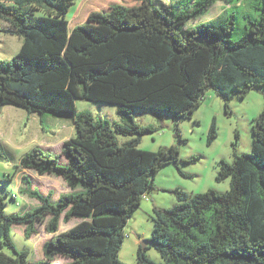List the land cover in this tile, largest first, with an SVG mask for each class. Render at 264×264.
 I'll return each instance as SVG.
<instances>
[{
    "label": "trees",
    "instance_id": "obj_1",
    "mask_svg": "<svg viewBox=\"0 0 264 264\" xmlns=\"http://www.w3.org/2000/svg\"><path fill=\"white\" fill-rule=\"evenodd\" d=\"M76 1L0 0V17L11 23L7 32L22 38L11 61L0 59V106L68 117L74 126L62 153L36 146L16 167L61 178L71 192L53 202L52 193L32 188L30 176L22 177L20 187L8 176L20 196L41 204L6 216L0 199V264H54L58 257L67 258L66 264H126L119 259L124 230L158 171L198 160H181L179 145L139 149V138L153 129L138 125L134 110L181 122L192 118L210 90L227 107L232 98L264 88V0H174L168 8L155 0H134L133 6L108 0L71 28L67 14ZM220 1L228 6L221 18L235 6L261 10L238 40L230 37L234 19L219 29L210 22L188 26ZM185 3L196 8L186 12ZM77 101L116 105L127 122L113 126L78 114ZM116 134L138 138L120 144ZM252 134V152L232 165L221 163L216 180L230 179L227 192L179 190L174 208H154L150 242L163 264H264V113L253 121ZM216 137L213 124L210 142ZM62 217L80 222L58 233ZM40 224L53 236L43 246L44 259L31 262L30 250L18 251L10 233L22 225L30 239ZM5 247L16 256L1 251ZM142 247L138 264H161Z\"/></svg>",
    "mask_w": 264,
    "mask_h": 264
},
{
    "label": "rangeland",
    "instance_id": "obj_2",
    "mask_svg": "<svg viewBox=\"0 0 264 264\" xmlns=\"http://www.w3.org/2000/svg\"><path fill=\"white\" fill-rule=\"evenodd\" d=\"M108 0H88L85 3V12L102 10L103 4ZM123 2V0H112ZM159 8L170 7L174 0H155ZM178 1V0H175ZM184 1V0H183ZM199 0H195L196 2ZM84 0H77L67 14L71 28L84 22L86 13L80 12ZM126 5L133 6L134 0H127ZM158 3H162L158 4ZM186 12H192L196 5L184 4ZM262 6V5H260ZM99 7L98 9H96ZM228 6L223 1L218 2L205 14L200 16L197 22H190L189 27L210 22L212 28L219 29L228 20H233L236 32L231 35L232 40H238L245 32L248 19L261 12V10H247L234 7L223 18ZM231 15H233L231 17ZM7 16V15H5ZM12 16H9L11 18ZM11 23L0 17V59L11 61L21 50L22 38L8 33ZM77 113L90 114L95 120L106 121L113 126L125 124L126 118L119 112V107L111 104L77 101ZM264 113V88L248 91L247 95L240 98H232L226 107L225 101L214 90L206 93L202 104L195 110L192 118H186L177 122L167 114L134 110L135 122L153 131L141 136L137 147L146 151H158L161 148H169L179 145L180 159L188 160L196 157V163H183L179 167L168 163L162 167L154 178V185L149 194L143 200L142 205L135 211L129 220L124 232L125 239L119 252V259L126 264H138V253L144 247L145 242L147 257L163 264L161 254L150 242L154 230V208L171 209L178 204L175 191H184L189 195L204 193L207 190H215L225 193L230 189V179L217 182L216 178L224 161L232 165L237 156L253 151V121ZM215 122V123H214ZM179 123V125H178ZM215 124L217 137L210 142V131ZM74 135L73 122L68 117L53 116L50 114H29L26 110L0 106V199L4 200V212L11 216L38 207L41 203L31 197H22L18 194L16 186H23L22 177L27 175L32 179V188L37 189L44 196L52 193L51 200L57 202L61 195L72 190L66 182L58 177L39 175L30 170H18L21 158L32 148L40 146L45 150L62 153L65 141ZM120 144L137 139L136 136L117 135ZM17 173V174H16ZM15 176L14 183L8 180V176ZM17 195V201L13 199ZM73 219L60 221L58 233L65 232L79 223ZM52 234L46 231L45 224L37 227V233L27 239L25 227L15 225L12 227L10 237L18 251L30 250L28 260L38 262L44 259V244L52 238ZM1 251L10 256H16L13 249L8 247ZM68 259L58 257L54 264H66Z\"/></svg>",
    "mask_w": 264,
    "mask_h": 264
},
{
    "label": "crops",
    "instance_id": "obj_3",
    "mask_svg": "<svg viewBox=\"0 0 264 264\" xmlns=\"http://www.w3.org/2000/svg\"><path fill=\"white\" fill-rule=\"evenodd\" d=\"M85 9H86V7L82 5L81 8H80V12H81V13L83 12V14L86 13V17H87V16H89L90 13H92V12H90V13H89V12H85Z\"/></svg>",
    "mask_w": 264,
    "mask_h": 264
},
{
    "label": "water",
    "instance_id": "obj_4",
    "mask_svg": "<svg viewBox=\"0 0 264 264\" xmlns=\"http://www.w3.org/2000/svg\"><path fill=\"white\" fill-rule=\"evenodd\" d=\"M142 245L145 246V242H142Z\"/></svg>",
    "mask_w": 264,
    "mask_h": 264
}]
</instances>
